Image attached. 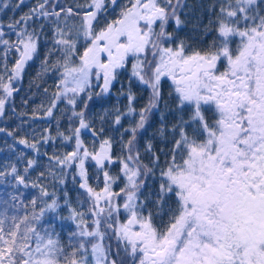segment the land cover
Here are the masks:
<instances>
[{"label":"snow or ice","instance_id":"1","mask_svg":"<svg viewBox=\"0 0 264 264\" xmlns=\"http://www.w3.org/2000/svg\"><path fill=\"white\" fill-rule=\"evenodd\" d=\"M23 3L19 0L16 7ZM261 4L264 0L213 3L211 18L201 29L204 36L214 33L213 38L207 43L200 38L196 45L168 30L170 24L176 30L184 26L180 13L185 0H128L111 20L107 8L116 6L117 0H86L75 7L37 0L18 20L0 23V45L4 46L0 57L5 61L0 74V116L17 91L13 83L39 53L44 22L50 25L52 47L37 75L51 69L59 74V83L45 114L52 116L58 103L66 102L79 126L71 129V135L58 132L75 144L72 151L49 158L48 174L60 184L69 175L73 181L79 178V187L90 201L86 213L70 209L69 219L76 222L78 231L70 236L75 243L64 245L47 228L37 230L45 212L60 207L55 193L39 183L45 177L39 173L31 185L39 188L43 203L39 213L0 214V264H264ZM5 27L14 30L15 40L4 38ZM12 51L16 59L8 69ZM129 63V89L122 93L128 104L124 112L115 110L112 123L122 126L124 117L138 119L124 128L117 147L111 136L98 139L104 128L97 132L87 121L88 103L81 94L92 100L93 78L103 81L95 95L107 94ZM133 78L149 93L139 109L131 90ZM165 78L171 81L167 98ZM78 101L82 111H76ZM162 105L153 138L143 140L141 133L151 114ZM166 114L173 116L171 123ZM82 130L94 137L91 150L81 138ZM19 143L39 152L38 140L29 143L24 138ZM87 161H93L102 174V187L100 175L97 187L89 184ZM53 162L58 171H52ZM36 164L28 160L24 171ZM113 165H119L115 175L109 171ZM72 169L75 174L68 171ZM11 172L17 174L15 165ZM121 178L123 186L115 191ZM15 179L28 186L24 176L17 174ZM149 180L156 181L157 187L145 192ZM45 197L51 202H44ZM68 202L65 193L64 203ZM31 203L35 208L37 198ZM86 216L92 217L90 223Z\"/></svg>","mask_w":264,"mask_h":264},{"label":"trees","instance_id":"2","mask_svg":"<svg viewBox=\"0 0 264 264\" xmlns=\"http://www.w3.org/2000/svg\"><path fill=\"white\" fill-rule=\"evenodd\" d=\"M57 2L64 7H75L77 4H84L86 0H57ZM216 2L218 0H185L186 7L180 13L181 19L185 21L184 26L176 30L170 24L168 30L176 31L180 38L188 40L194 45L198 43L200 38H203L204 42L207 43L213 38L214 33L204 36L201 29H203L204 25L211 18L209 6ZM5 3L8 4L6 8L3 7ZM18 3L19 0H0V23L7 25L13 20H18L36 5L37 0H24L23 4L16 7ZM127 4L128 0H117L116 6L109 5L106 13L108 19H115L119 15L121 8ZM41 22H44L43 19H41ZM44 23L46 26L41 35L39 53L25 66L22 78L13 83V87L17 91L9 98L4 115L0 116V172L4 173L3 176H0V214H3L5 211L9 217L12 215L22 217L25 213L31 215L33 212L38 214L40 208L43 207V203L41 202L39 188H33L31 185L37 181L39 173L44 172L45 177L39 180V183L44 185L49 193H55L54 198L58 200L60 207L55 211L47 210L41 220L36 224V227L37 230L47 228L49 232L54 233L53 238H56V235H58L63 244L68 245L70 242L75 243V237L70 241V236L72 233L78 231L76 222L69 219L70 209L75 208L77 211L86 213L90 206V201L86 198L84 191L79 187L81 182L79 178L73 181L71 175H69L65 183L60 184L58 178L54 179L48 174L49 158L53 155H62L65 152L72 151L75 144L74 139L71 141L63 140L58 135V132L64 133V135H71V129L79 125L77 118L71 116L72 109L66 102L58 103L57 109L53 110L52 116L45 114V109L50 106L51 94L58 91L56 85L59 83V74L53 73L50 69L47 74L37 75L41 70V61L44 59L46 51L52 47L51 27L46 22ZM18 30V28L15 29V31ZM4 31L6 33L5 39H16L14 30L5 27ZM3 48L4 46L0 45V53L3 52ZM15 59L16 53L14 51L10 52L6 61L8 69L12 68ZM4 63L5 61L0 57V74L3 73ZM130 71L131 64L129 63L126 70H120V74L117 80L113 82L110 91L103 96L95 95V93L100 92L99 85L103 83L102 80L97 81L95 78H93V87L91 88L93 93L92 100L87 101L86 96L81 94V100L88 103V110L86 112L87 121L97 132L101 127L104 128L103 135L99 136L98 139L111 136L114 141H117V147L120 134L123 133L124 128L128 127L129 123L134 119H138V117L128 116L122 119V126L112 123L117 108L121 112L126 111L128 99L122 93H127L129 89ZM170 85L171 81L165 78L163 89L166 98L170 90ZM45 89H47V92ZM131 90L137 96L135 107L139 109L147 102L148 89L133 78L131 80ZM170 107H175L173 102H170ZM82 110V104L78 101L76 111ZM163 111V105L159 111H153L148 125H146V128L141 133L143 140L153 138L155 130L160 123V112ZM206 115L210 116V113H206ZM102 117L103 122L101 120ZM165 119L171 123L173 116L166 114ZM45 135L50 137L47 142L41 139ZM24 138L29 143L34 139L38 140L39 152L20 144L19 141ZM81 138L91 150L94 141L91 132L89 130H82ZM124 138L127 139V135ZM159 146L163 147V145ZM96 147H98V143ZM30 159L36 160L37 164L28 168V171L25 172L24 169L28 167L27 161ZM12 165H15L17 168L18 175L25 177V181L28 184L27 187L17 183L15 179L17 174L11 172ZM86 167L89 173V184L97 187L96 176L100 175L101 182L99 186L102 187V174L97 172L94 167V162L87 161ZM52 171H58V167L55 166L54 162L52 164ZM68 171L75 174L76 169ZM109 171L113 175L117 174L119 165L111 166ZM147 183L150 187L146 188L145 192L157 187V182L154 180H149ZM122 186L123 178L114 186V190L119 191V188ZM65 193L68 196V204L64 203ZM34 197L37 198L35 208L31 203ZM43 200L44 202H51L47 197L43 198ZM149 207L151 208L152 205H149ZM123 217L125 215L122 213L120 219L123 220ZM85 219L90 223L92 217L86 216ZM164 219L166 220L167 217L165 216ZM108 242L105 241V243ZM112 243L113 247H115L114 240Z\"/></svg>","mask_w":264,"mask_h":264},{"label":"rangeland","instance_id":"3","mask_svg":"<svg viewBox=\"0 0 264 264\" xmlns=\"http://www.w3.org/2000/svg\"><path fill=\"white\" fill-rule=\"evenodd\" d=\"M261 7L262 8H264V4H261ZM22 75H23V73H22ZM18 81V80H17ZM17 81H15V82H17ZM211 115V114H210ZM121 202V201H120ZM122 203H123V201H122ZM125 217H123V219H124Z\"/></svg>","mask_w":264,"mask_h":264}]
</instances>
